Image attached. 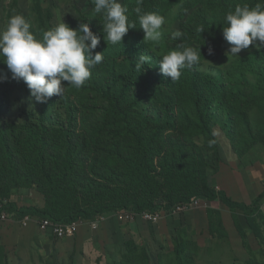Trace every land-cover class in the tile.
Here are the masks:
<instances>
[{"label": "rangeland", "instance_id": "1", "mask_svg": "<svg viewBox=\"0 0 264 264\" xmlns=\"http://www.w3.org/2000/svg\"><path fill=\"white\" fill-rule=\"evenodd\" d=\"M133 1L119 0L122 5H127L128 12ZM149 1L154 4H148ZM259 3L264 8V0ZM234 4L243 6L250 3L248 0H236ZM140 6L142 10L146 9V13H157L166 19L159 46L144 41L140 28L133 33L128 31L121 44H111L106 35L93 53H103L102 63L92 69L90 79L81 88L65 82L64 94L57 97L54 111L46 107L48 102H36L23 80L13 79L6 64L0 62V76H6V79H0V123L5 127L12 123H41L43 118L49 122H55L59 117L64 120L66 97L81 108L89 97V87H103L111 97H115L116 91L137 86L128 92L127 97L136 103V116L139 119L146 117L156 127V118L165 121L167 116L162 103L172 97L171 93L162 94L156 89L158 84L172 82L160 72V60L170 51L192 47L200 55L199 63L194 65L198 67V73L211 82L223 81L230 93L210 96L211 93L207 91L205 97L212 98L214 105L206 104L201 112L196 110L193 96L181 93L175 99L174 110L178 116L174 125L180 129L188 124L189 118L197 123H201L203 118L207 121L212 133L211 140L215 144L209 147V140L204 136L194 140L202 148L207 161L206 183L208 187L219 190L223 181L231 180L229 170L221 173L225 169L223 165H232V160L240 161V167L264 161V95L260 88L264 79V63L260 57L264 47L257 50L255 46H249L238 57L229 56V44L223 38V27L227 26L226 14L234 11L235 7L223 5L220 0H143ZM93 8V0H0V30L6 27L11 16L23 15L31 23L30 31L37 39L61 22L73 29H77L81 22H92L95 30L91 28V31L94 33L103 28L105 21L103 14L94 13ZM127 15L130 16L129 13ZM195 17L204 19L212 31L202 36L192 35L186 41L190 29L186 30L185 25L187 20ZM194 23L192 31L199 26L196 21ZM174 30H180L183 35L173 40L171 32ZM209 48L212 49L211 55ZM255 53L258 54L254 56ZM142 54L150 56L151 61L137 71L136 63ZM182 79L188 80L185 76ZM249 98V103L245 105V100ZM245 114L247 122L243 117ZM94 123V120L86 123L88 135L94 129ZM185 128H190V124ZM179 137L178 131L169 130L160 144L167 149ZM119 142L132 148L135 146V140L130 136L120 138ZM214 146L216 150L218 148L217 153ZM122 153L126 154L125 151ZM159 163L167 162L159 159ZM79 174L86 178V183L89 182L91 177L87 172L79 171ZM194 181L200 182V179ZM6 190L7 195H3L2 201L7 204L11 202L20 209L46 207L44 195L35 186ZM208 196L209 191L202 188V191H197L196 197L191 198L193 205L186 212L177 215L171 214V211L162 212L161 217L168 223L164 219V226L157 229L156 224L143 217L131 222L125 218L126 215L130 216V212L141 214L140 210L156 213V208L129 205L103 215L108 219L97 227H91L90 222H97L98 218L93 221L80 220L76 235L63 240L55 237L50 230L42 229L40 221L44 219L34 216L27 224H23L25 220L20 225L15 223L16 228L26 227L30 223L38 227V234L26 247L13 243L7 246L5 244L9 243L0 234V264H264V219L259 209L264 198L259 200L257 210L253 205L251 210L237 209L232 212L220 199L212 200ZM154 205L167 204L157 199ZM203 212L209 213L208 219ZM54 218L57 219L56 216ZM201 222L204 224L200 225ZM187 223H194L196 227L190 229ZM165 226L167 229L163 232ZM81 240H88L84 249L81 248Z\"/></svg>", "mask_w": 264, "mask_h": 264}, {"label": "trees", "instance_id": "2", "mask_svg": "<svg viewBox=\"0 0 264 264\" xmlns=\"http://www.w3.org/2000/svg\"><path fill=\"white\" fill-rule=\"evenodd\" d=\"M220 1L223 5L237 6L234 4L236 0ZM260 1L262 0H248V3L250 7H254ZM152 3L148 2L150 5ZM136 7L137 0H134L128 19L136 24V28L129 29L130 33L140 28ZM145 10L142 13H146ZM194 21L199 26L192 31ZM88 24L90 29L95 30L92 22ZM185 26L186 30L190 29L186 41L192 35L202 36L205 32L212 31L204 19L196 17L187 20ZM200 27L204 29L202 33L197 30ZM94 34L100 40L107 35L103 28L96 30ZM262 54L260 57L264 63V50ZM197 68L193 66L182 70V76L188 80H183L181 76L174 84H158L156 89L160 93H171L172 97L162 103L167 116L165 121L156 118V127L146 117L141 118L142 122L136 116V103L127 97L128 92L137 86L116 91L115 97H111L103 87H89V97L81 108L70 97H66L64 120L59 117L55 122H49L47 118H43L41 123H12L5 127L0 123V201L3 200V195H7L6 189L35 186L46 199L44 209H20L10 202L7 210L18 221L36 216L55 220L53 222L59 224L93 221L99 216L112 213L116 208L129 205L136 208H156V211H172L180 203L191 204V198L196 197L197 191H202V188L209 191V199H220L232 212L237 209L251 210L253 205H256L257 210L259 200L264 198V191L249 207L243 202L234 201L225 191L208 187L207 161L202 148L194 140L200 136L209 141L212 139L207 121L203 118L201 123H197L189 118L187 125L190 124V128L182 125L177 129L174 125L178 116L174 110L175 99L181 93L185 92L195 98L198 112L206 104H213L212 98L205 97L207 91L211 93L210 96L230 93L223 81L211 82L202 77L204 75L198 73ZM260 88L264 95V79L261 80ZM231 94L236 96L232 91ZM56 99L57 96L51 97L46 107L54 111ZM249 101L250 98L246 99L245 105ZM246 114L243 117L247 122ZM90 120L95 123L91 135H88L85 125ZM169 130L178 131L180 137L165 149L160 141ZM126 136L135 140L133 148L119 142L120 138ZM262 138L264 140V135ZM214 152H218L215 146ZM159 159L166 160L167 163L160 164ZM79 171L87 172L91 177L88 183L86 178L80 176ZM198 178L200 182L194 181ZM157 199L167 205L155 207L154 201Z\"/></svg>", "mask_w": 264, "mask_h": 264}, {"label": "clouds", "instance_id": "3", "mask_svg": "<svg viewBox=\"0 0 264 264\" xmlns=\"http://www.w3.org/2000/svg\"><path fill=\"white\" fill-rule=\"evenodd\" d=\"M142 2L137 0L135 12L144 41L159 46L166 19L157 13H142ZM93 3L94 13L104 16L103 29L111 44H121L129 29L136 28V24L128 19V7L119 0H93ZM225 22L227 26L223 27V38L229 44V56L238 57L249 46H255L257 50L264 47V8L260 3L255 7L237 5L234 11L226 14ZM30 29L31 23L23 15L9 18L6 27L0 30V62L6 64L13 79L23 80L30 96L38 103H47L53 96L62 97L65 82L77 89L84 86L92 75V69L104 59L101 52L93 55L100 44V37L91 31L88 23L81 22L77 29H73L61 22L45 31L41 39H37ZM197 30L204 31L202 27ZM182 35L180 30L171 32L173 40ZM209 54H212L211 48ZM150 61V56L140 55L136 63L137 71ZM199 61L200 55L196 50L183 47V51H170L162 57L160 72L176 82L181 78L183 69L191 68ZM0 79H6V76H0ZM214 144V140L208 142L209 147ZM100 217H106L104 221L108 219V216L97 218Z\"/></svg>", "mask_w": 264, "mask_h": 264}, {"label": "crops", "instance_id": "4", "mask_svg": "<svg viewBox=\"0 0 264 264\" xmlns=\"http://www.w3.org/2000/svg\"><path fill=\"white\" fill-rule=\"evenodd\" d=\"M231 162H232V165L231 164L223 165L222 167L225 169L221 171V173H224L226 172V170H229L228 173L231 176V180L228 182L223 181L221 183L222 188L219 189L218 191L220 190L225 191L227 195L231 197L234 201L240 202L242 200L243 203L249 205L264 190V161L262 163L257 162L252 165H248L244 167H240V164H241L240 161L237 162L235 160H232ZM259 205H260V211L264 218V202H262ZM200 211L202 210L200 209ZM204 214L206 216V219H208V213L206 212ZM164 219L165 218H162L156 224V229L158 227L164 226V221H163ZM203 224L204 222L200 223V225H203ZM187 225L190 229L196 227V224L194 223H191V224L187 223ZM16 227L17 226H15V223L9 224L7 227H5V229L2 230V233H0L6 239L5 240L6 243H9L5 245L8 246L11 243H13V245L17 244L20 247H26L27 244L31 243L35 235L38 234L37 229H36L38 227L36 226L35 223H30L26 225V227H21V228L20 226L18 228ZM166 229L167 227L165 226V228H163V232ZM44 234H47V233H44ZM87 242L88 240L80 241V245L82 249L86 247Z\"/></svg>", "mask_w": 264, "mask_h": 264}, {"label": "built area", "instance_id": "5", "mask_svg": "<svg viewBox=\"0 0 264 264\" xmlns=\"http://www.w3.org/2000/svg\"><path fill=\"white\" fill-rule=\"evenodd\" d=\"M193 204H187V205H179L176 208H174L171 211V214H182L186 212L188 207H191ZM130 216L126 215L125 218L129 220L130 222L133 221L135 218L138 217H143L146 220L152 221L154 223L158 222L161 219V212H156V213H150V212H143L141 214H136L130 212ZM31 217H26L21 221H18L14 218V215L11 214L7 210V202L0 201V233H2V230L5 229L9 224H14V223H19L25 224L30 220ZM106 218L105 217H100L97 222H94L91 224L92 227H97V224L101 221H104ZM27 224V223H26ZM80 221L78 222H73L71 224H59L52 222L50 220H42L40 221V227L44 230H50L55 237H57L60 240L66 239V238H71L76 235L78 232V228L80 226Z\"/></svg>", "mask_w": 264, "mask_h": 264}]
</instances>
